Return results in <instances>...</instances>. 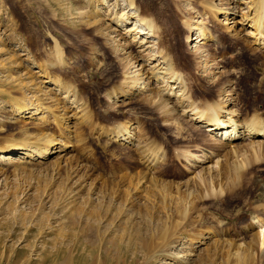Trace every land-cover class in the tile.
<instances>
[{"label": "rangeland", "instance_id": "rangeland-1", "mask_svg": "<svg viewBox=\"0 0 264 264\" xmlns=\"http://www.w3.org/2000/svg\"><path fill=\"white\" fill-rule=\"evenodd\" d=\"M133 1L163 23L177 7L190 21L218 29L223 49L216 61L199 66L193 52L202 48L205 55L207 46L198 42L197 32L187 36L180 25L167 33L194 97L211 103L232 97L229 108L246 116L264 105L262 57L242 53L243 43L223 32L238 22L235 30L245 34V4ZM128 2L0 0V149L13 145L14 159L0 163V264H227L232 249L264 236L262 145L246 140L225 148L203 123L197 129L189 117L156 110L150 92L140 88L120 95L122 78L142 71V62L134 64L133 52L118 41L129 24L115 20ZM209 2L217 7L229 2L233 9L212 21L203 6ZM146 45L140 48L147 49L144 54L150 52ZM260 63L263 70L256 69ZM40 67L75 87L87 112L83 125L62 116L68 111L65 93L38 73ZM118 126L160 149L156 169L148 171L133 144L112 135ZM30 134L56 140L62 149L43 159L26 158L14 148ZM205 150L212 152L207 164L214 171L202 179L199 167L180 158ZM144 173L154 182L142 184ZM204 232L213 236L196 242ZM247 251L248 264H257V249Z\"/></svg>", "mask_w": 264, "mask_h": 264}, {"label": "bare ground", "instance_id": "bare-ground-1", "mask_svg": "<svg viewBox=\"0 0 264 264\" xmlns=\"http://www.w3.org/2000/svg\"><path fill=\"white\" fill-rule=\"evenodd\" d=\"M247 1L248 2L245 3L243 1L241 2V0L229 1L234 5L245 4L247 7L248 15H245L246 19L243 20V26L247 27L246 32L244 31L245 34L242 35V32H238L235 30V26L240 25V23L238 22L233 23L231 27L226 28V32L223 30L222 31L226 33L229 38L237 39L239 42L241 41L243 43L244 49L240 50L243 51L242 53H253L255 58L262 57L259 59L263 60L262 63L264 64V0ZM229 2L223 3L221 5L222 7H217L213 2L206 3L203 6L206 10H208V14L210 15L211 20L216 21L218 20V15L227 17L230 13V9L232 11L233 8L230 7L231 5ZM176 9L177 13H169L167 18L164 19L163 23V21L158 18L159 16H155L150 11L142 10L135 1L129 0L128 6L126 8L127 11L122 12V14H120L118 18L116 17L117 19L115 21H117V24L119 23L118 26H122V24H129L126 34L123 37H119L120 39L117 40L119 41L121 46L128 45V49L131 50L130 53L133 52L134 56L132 60L134 59V64L142 62V71H140L139 68H136L129 75L123 77L120 81V95L127 96L131 93L133 94L135 90H140L141 88V91H143L144 94L145 92L151 93V95H149L150 97L153 96V98L151 99V103L155 106L156 110L161 111L162 113L172 111L183 119L189 117L191 122L194 121L195 126L197 125L195 127L197 129L199 128L198 124L201 125V123H203L205 125H203V127H205L204 131L210 134L212 140H215L214 137L220 140L223 147L227 145L233 147L234 149L240 146L236 145L235 142L237 143V141H239L241 143L245 142L246 140H250L251 142L249 141L250 143L248 145H253L256 148L257 145H262L261 147L264 148V105L254 110L250 115L248 114V116H246L241 114L238 110L229 108L228 102L234 103V98L232 97L228 98V101H226L220 96L218 97L219 102L213 101L215 103H211L193 96V91L189 88L183 72L177 66L178 64L176 63L175 57L173 56V53L171 51L172 49L168 45L169 35L167 33L169 31L171 32L172 30L173 32H176L174 30H176V28L180 25L184 26L183 28L185 29L187 36L194 32H197L198 42H202V44H205L204 46H207L205 55L201 54L202 48L196 49V52L192 51L193 54L196 53V59H198V61H196L198 63V66L201 64L199 62H207L208 64V62L216 61L219 50L223 49L224 43L222 42V38L220 37L219 31L216 27L210 24H203L201 23L202 21H190L182 15L183 13H181L177 7ZM239 12L242 13L241 10H239ZM242 18L244 19V16H242L241 19ZM165 26L169 28L172 27L174 29L171 28V30H168ZM128 37L131 40L128 39ZM127 40H130V43H121V41L127 42ZM118 41H116V43H118ZM207 42L212 45L208 44ZM145 45L150 49V52L144 54L143 52H145V50L147 49L141 50L140 48L143 49ZM197 47L198 46L195 45L190 48ZM143 63H145V65H143ZM50 67H40V71H38V73H41V76L47 79L49 83L53 84L58 91H64L65 101L63 102V105L67 106L66 108L68 111L65 110L62 116H67V118H77L78 120H81V125H83L86 122L87 112L86 108L83 106V103L81 101L82 99H80L77 90L71 84H67L64 82L62 83L59 78H56L52 74ZM135 67L138 66H133V68ZM261 67L262 64L260 63L257 65L256 69L263 70L264 68L262 69ZM234 72V70L230 71V73ZM26 108L29 107L23 105L20 107V109L23 110H26ZM46 109L42 108L41 110ZM35 110L39 111L38 108H35ZM71 111H73V113L71 115H68V113H70ZM32 113L35 114V112L31 111L28 113L31 114V116L27 118L33 117L32 115L34 114ZM58 116L55 115L54 117L58 119ZM103 131L104 130H101V133L105 134ZM134 133L128 131V129L124 126H118L114 128V132L112 131V135H114L115 138L122 137L123 139H127V141L133 144L134 150L136 151L140 162H142V165H144V167L151 172L152 169H156L157 165L160 162V149H157V147L154 146L153 143L151 144L152 141L149 142L146 137L135 138ZM35 138L36 137L34 135H28L21 141L19 146L14 149L20 150L19 154L23 155L26 158L38 160L46 158L50 154L57 152L60 148L61 143L51 138H45L42 141L35 140ZM229 144L235 145L231 146ZM12 146L13 145H10L7 148L0 149V163H5L6 161H9L11 163V161L14 160L13 157H11L12 150L10 148ZM34 149H38V152L35 153ZM181 156L183 158L180 159H184L187 165L200 168L201 171L198 172L200 173L198 177H203V175L209 176L214 171L212 165L207 164L211 161L212 158V152L210 151H206L203 155L201 154L198 156H195L194 154L186 155L185 153ZM233 169L234 171L238 170V168ZM147 175L144 173L141 176V183H146L147 181V183L150 184L151 182H154L155 179L153 180L152 175V178H149ZM210 234V232H204L203 234H201L202 237L200 235L198 238L196 237L198 239V241L196 242H199L201 239L210 238V236H213ZM259 235L256 234L252 238V243L247 244L245 247L243 245H239L236 249H232L228 254L227 264H248L249 256L244 253H249V251L247 250H251V248L253 247H255L258 251V260H256L258 261L257 264H264V236L262 235L263 238H261L262 240H260ZM167 246L169 245L167 244ZM186 256L192 257L193 255L190 254ZM188 261L184 262L183 260H180L179 264H189ZM65 264L70 263L66 262Z\"/></svg>", "mask_w": 264, "mask_h": 264}]
</instances>
